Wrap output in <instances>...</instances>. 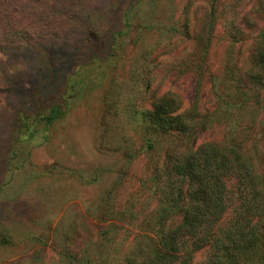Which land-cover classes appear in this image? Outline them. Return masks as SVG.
Instances as JSON below:
<instances>
[{"label": "rangeland", "instance_id": "obj_1", "mask_svg": "<svg viewBox=\"0 0 264 264\" xmlns=\"http://www.w3.org/2000/svg\"><path fill=\"white\" fill-rule=\"evenodd\" d=\"M211 9V0H0L1 23L23 35L0 46V264H101L109 224L135 237L155 203L142 185L147 153L133 149L146 139L134 112L156 99L175 95L177 113L202 125L195 147L226 140L229 72L253 73L264 0ZM54 107L61 115L48 123ZM257 115L243 149L260 168ZM205 258L199 250L193 263Z\"/></svg>", "mask_w": 264, "mask_h": 264}, {"label": "trees", "instance_id": "obj_2", "mask_svg": "<svg viewBox=\"0 0 264 264\" xmlns=\"http://www.w3.org/2000/svg\"><path fill=\"white\" fill-rule=\"evenodd\" d=\"M217 2L211 0V17ZM21 38L0 21L1 47ZM252 65L249 75L229 72L235 100L225 102L232 108L222 144L195 147L202 125L188 112L177 113L175 95L156 99L150 110L134 112L146 139L140 149H133L147 153L150 175L142 185L155 207L131 241L122 221L105 228L101 264H194V253L202 249V264H264V155L257 168L243 149L255 139L258 111L264 112V32ZM60 115L54 107L48 123ZM121 145L130 152L129 141ZM68 258L92 264L86 257Z\"/></svg>", "mask_w": 264, "mask_h": 264}]
</instances>
